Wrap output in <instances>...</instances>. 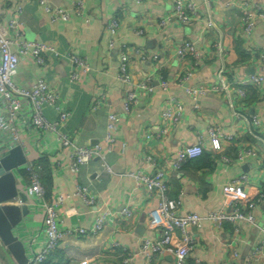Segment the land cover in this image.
Wrapping results in <instances>:
<instances>
[{
  "label": "crops",
  "instance_id": "0c3cea01",
  "mask_svg": "<svg viewBox=\"0 0 264 264\" xmlns=\"http://www.w3.org/2000/svg\"><path fill=\"white\" fill-rule=\"evenodd\" d=\"M39 1L0 0V25L6 27L14 20L18 23L22 39L45 41L58 51L57 55L48 51L45 55L46 65L42 66L33 55L22 60L16 74L18 83L32 85L38 76H44L61 93L63 105L71 111L66 129L80 144L100 143L107 147L108 113L114 111L121 117L114 149L107 153L111 171L105 170L98 158L84 164L79 173L68 169L51 171V177L45 175L43 178L49 197L52 199L57 193H71L78 183L88 184L96 194L98 201L95 204H86L77 196L66 198L61 206L66 227H91L105 206L118 210L129 204L135 210L132 218L112 219L101 232L65 239L58 249L60 253H56L52 261L125 264L123 258L132 255L129 264H172L170 255H159L149 260L140 252V239L159 233V227L153 221L157 198L144 187L137 186L126 172L141 162L145 131L159 126L160 113L170 97H179L184 101L185 118L165 140V144L157 147L162 161L169 166L170 157L178 145L183 141L197 142V131L205 133L208 122L213 120L220 122L224 132L251 140L252 134L247 125L234 116L224 93L210 91L198 102L186 93L185 87L220 83L223 67L227 69L222 74L227 81L258 70L257 58L264 52V23L258 22L248 37L243 34L242 0H193L198 2L199 7L192 21L180 23L172 19L164 25L160 21L173 10V0H47L52 6L64 9L65 14L57 13L54 21ZM250 1L264 9V0ZM79 2L84 4L82 11L77 7ZM113 18L118 19L114 36L108 30ZM210 21L213 22L211 27L208 25ZM140 29L143 32L137 33ZM187 40L198 46V58L181 59L179 56L178 48ZM252 48L256 49L254 53ZM123 51L130 57L129 69L136 83L148 75L155 76L154 83L158 82V77L171 82L167 89L156 84L152 93L140 94L128 116L123 109L128 85L119 78ZM155 54L157 58H154ZM72 55L82 57L91 66L89 71L78 70L79 79L71 76L75 70ZM185 71L190 72L191 76L181 85L177 78ZM101 96L102 103L93 109L96 99ZM262 96L251 89L246 112L255 108L264 123ZM239 108L242 107L236 106V109ZM47 114L53 118L57 112L49 108ZM45 140L43 143L48 146L44 148L48 150L46 154L50 159L55 156L62 159L67 157L68 150L59 148L54 137L47 136ZM232 148L229 146L228 152L237 150ZM43 153L31 146L29 157L39 159ZM206 153L210 161L208 165H202ZM203 154L202 159L190 162L185 169L186 176L178 177L170 172L171 194L181 196L183 213L197 211L205 214L210 209L220 208L226 178L241 170H251L255 165L254 161L249 160L243 165H232L225 171L211 160L213 153L208 146ZM259 177L264 183V175ZM17 184L23 189L26 179L21 176ZM255 214L264 228V202L255 210ZM40 223L41 215L36 212L21 223L18 231L21 235L25 233L24 237H29L37 232ZM241 226L244 235L232 246L237 249L238 256L230 260L231 254L226 244L234 234L231 223L216 229L209 220L204 219L201 226H193L191 231L197 236L198 245L189 260L193 261L199 256L210 264H247L246 257L262 232L246 221H242ZM114 241L119 244L116 245ZM0 262L17 264L1 239Z\"/></svg>",
  "mask_w": 264,
  "mask_h": 264
},
{
  "label": "built area",
  "instance_id": "2783aa9c",
  "mask_svg": "<svg viewBox=\"0 0 264 264\" xmlns=\"http://www.w3.org/2000/svg\"><path fill=\"white\" fill-rule=\"evenodd\" d=\"M40 5L54 21L56 14H65L64 9L52 6L47 0H40ZM242 19L244 21L243 34L248 37L252 34L258 22L264 23V9L258 3L250 0H242ZM77 7L80 11L84 4L79 2ZM198 2L193 0H173V10L166 15L160 24L164 25L169 20L175 19L180 23L192 21L198 14ZM208 25L213 26V22ZM118 26V19L113 18L108 30L114 36ZM138 30L137 33H142ZM21 32L16 21H11L8 26L0 25V163L2 158L16 146H20L27 157L26 162L14 169L18 181L21 176L26 179L23 191L28 195L26 204L29 213L14 228L15 234L23 241L28 264H40L47 260L49 255L67 238H79L90 236L103 231L112 219H130L135 210L126 204L121 209H113L105 206L96 216L95 223L91 227L64 225V217L61 206L67 197H80L86 204H95L97 196L88 184L78 183L73 192L66 195L57 193L51 199L48 189L43 182L46 164L29 157L30 147H37L47 156L48 144H44L45 138L54 137L58 141L59 148L68 150L67 157L62 159L55 156L49 159L51 171L63 169L79 173L81 167L98 158L105 170L111 171L107 163V153L114 149L116 132L119 129L121 117L117 112L108 113L106 122L105 140L107 147L100 143L80 144L73 139L67 131L66 125L71 118V111L63 105L62 96L49 81L42 75L36 78L32 85H23L16 80L18 66L29 55L35 57L39 65H46L45 55L48 51L58 54L56 47L40 40H30L20 37ZM113 44V40L111 42ZM13 46H16L15 48ZM252 53L256 49L252 48ZM181 59L189 57L198 58L200 50L191 40L185 41L178 48ZM157 58V54L154 55ZM130 57L126 51L120 55L119 78L128 85V90L123 104L124 113L128 116L133 106L138 102L140 94L152 93L155 85L167 89L171 82L164 77L148 75L137 83L129 69ZM71 61L75 70L71 76L79 79V69L89 71L91 66L80 56L72 55ZM258 61V70L242 78H234L227 81L221 71V82L218 84L186 85V93L200 101L210 91H221L226 95L228 104L232 107L234 116L247 125L251 132V140L242 139L241 135L226 133L219 121L208 122L207 131H197V142H181L174 155L170 157V166L162 161V154L157 153V147L165 144V140L172 131L183 123L185 115V103L179 97L166 99L165 107L160 113L161 122L156 129H146L141 147V162L126 172L137 186L144 187L150 195L157 198V207L154 210V223L159 227V233L154 236H144L139 241L140 252L149 260L159 255H170L172 264H210L201 257H195L193 261L189 257L197 248V236L191 231L193 226L199 227L204 219L211 222L216 229H221L226 223L233 226V237L228 242L227 249L231 257H237L238 251L233 248L243 235L242 221H246L258 228L262 235L259 241L252 247L246 257L247 264H264V228L260 225L255 210L264 202V183L260 176L264 175V123L261 116L252 108L246 112L250 98V90H256L259 95L264 94V52ZM191 76L190 72L183 73L177 78V82L183 85L184 81ZM264 96V95H263ZM262 96V97H263ZM103 96L96 99L93 109H97L102 103ZM236 106L242 108L236 109ZM196 107H199L196 104ZM56 110V117H50L47 109ZM241 136V137H240ZM253 140V141H252ZM255 140L260 141L256 142ZM208 148L212 151V160L225 171L232 165H243L249 160L255 162L251 170H241L238 174L229 176L223 183V204L218 209H210L205 214L197 211L182 212L183 201L181 196L174 197L171 194V171L178 177L186 176L184 165L191 160L200 158ZM233 146L237 150L228 153V147ZM232 148V149H233ZM5 173L3 166L0 167V175ZM256 181V182H255ZM15 203H21L18 198ZM41 215V223L37 232L29 237L21 235L18 229L21 223L35 213ZM117 245L119 243L115 242ZM38 247V249H36ZM132 255L123 258L125 264H129ZM81 264H86L83 261Z\"/></svg>",
  "mask_w": 264,
  "mask_h": 264
},
{
  "label": "water",
  "instance_id": "95a60500",
  "mask_svg": "<svg viewBox=\"0 0 264 264\" xmlns=\"http://www.w3.org/2000/svg\"><path fill=\"white\" fill-rule=\"evenodd\" d=\"M26 160L22 148L16 146L0 163V167L5 169V173L0 175V239L17 264H28L25 245L15 234L14 228L28 215L29 207L26 204L28 195L19 188L14 169L23 165ZM16 198L21 203H15Z\"/></svg>",
  "mask_w": 264,
  "mask_h": 264
},
{
  "label": "trees",
  "instance_id": "16d2710c",
  "mask_svg": "<svg viewBox=\"0 0 264 264\" xmlns=\"http://www.w3.org/2000/svg\"><path fill=\"white\" fill-rule=\"evenodd\" d=\"M229 153V152H228ZM204 155V154H203ZM210 158V157H209ZM208 158V154L206 153L204 156H203V161H205L204 163H201L202 165H205V164H207V163H209V161H210V159ZM199 159H202V156L199 158ZM205 159H207V161L205 160ZM194 160H197V159H194ZM194 160H191V161H189L188 163H186L185 165H184V169H186L187 168V166L190 164V162H192V161H194ZM212 160V159H211ZM38 161H41V162H44L47 166H46V171H45V173H44V175H43V178H44V176L45 175H49L50 177H51V168H50V165H49V159H48V157L47 156H42V157H40L39 159H38ZM200 164V165H201ZM208 165V164H207ZM49 183H51V182H49ZM46 186V185H45ZM49 193V192H48ZM56 253H60V251L58 250V249H56L54 252H52L50 255H49V257L47 258V260L46 261H44L43 263H40V264H69V262L67 261V262H65V261H63V262H54V261H52L53 260V258H54V256H55V254Z\"/></svg>",
  "mask_w": 264,
  "mask_h": 264
}]
</instances>
